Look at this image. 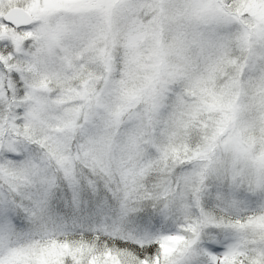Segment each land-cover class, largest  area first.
<instances>
[{
  "label": "snow or ice",
  "instance_id": "snow-or-ice-1",
  "mask_svg": "<svg viewBox=\"0 0 264 264\" xmlns=\"http://www.w3.org/2000/svg\"><path fill=\"white\" fill-rule=\"evenodd\" d=\"M0 264H264V0H0Z\"/></svg>",
  "mask_w": 264,
  "mask_h": 264
}]
</instances>
